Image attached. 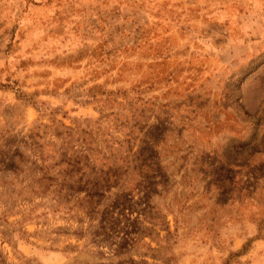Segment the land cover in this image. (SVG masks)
Masks as SVG:
<instances>
[{
  "label": "rangeland",
  "instance_id": "374dc122",
  "mask_svg": "<svg viewBox=\"0 0 264 264\" xmlns=\"http://www.w3.org/2000/svg\"><path fill=\"white\" fill-rule=\"evenodd\" d=\"M109 263L264 264V0H0V264Z\"/></svg>",
  "mask_w": 264,
  "mask_h": 264
},
{
  "label": "trees",
  "instance_id": "16d2710c",
  "mask_svg": "<svg viewBox=\"0 0 264 264\" xmlns=\"http://www.w3.org/2000/svg\"><path fill=\"white\" fill-rule=\"evenodd\" d=\"M117 257H118V255H117ZM109 264H112V263H109Z\"/></svg>",
  "mask_w": 264,
  "mask_h": 264
}]
</instances>
